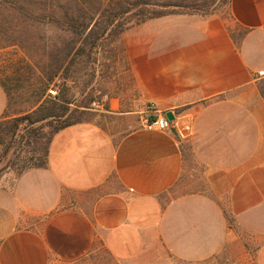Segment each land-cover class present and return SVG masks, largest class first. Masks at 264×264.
Returning a JSON list of instances; mask_svg holds the SVG:
<instances>
[{
  "label": "crops",
  "instance_id": "1",
  "mask_svg": "<svg viewBox=\"0 0 264 264\" xmlns=\"http://www.w3.org/2000/svg\"><path fill=\"white\" fill-rule=\"evenodd\" d=\"M117 42L125 80L120 69L101 113L120 128L72 125L53 138L46 168L6 174L0 264L73 261L96 240L122 264L147 252L187 264H264V0H230L226 17L148 20ZM7 106L0 84V121ZM146 111L191 124L122 131V117ZM186 146L214 158H204L203 189L173 194Z\"/></svg>",
  "mask_w": 264,
  "mask_h": 264
},
{
  "label": "trees",
  "instance_id": "2",
  "mask_svg": "<svg viewBox=\"0 0 264 264\" xmlns=\"http://www.w3.org/2000/svg\"><path fill=\"white\" fill-rule=\"evenodd\" d=\"M188 1L0 0V12L4 11L14 17L12 27H7L4 31L6 33L12 30V34L22 36H17V40H21L25 33L24 28L19 26L29 25H55L73 37L62 49H58L56 45L50 49L46 47V61L43 65L31 57L32 63L29 66L27 64L25 79L32 80V83L21 85L20 76L12 90L0 82L8 97V106L0 121V175L9 168L19 167L16 161L23 153L31 156L23 160L24 166L21 167L19 175L30 169L46 168L50 144L55 135L65 128L83 122L70 109L71 100L68 99L67 88H62L56 97L46 95L62 71H67L68 78H72V73L80 66L81 61L76 58L85 56L87 49L78 47L77 44L86 43L94 50L97 49L99 41L108 38L117 41L125 31L148 20L189 14L180 11L189 6L185 4ZM4 25L0 19V29ZM15 40L5 42L16 45ZM79 70L82 71V68L77 69ZM12 92L19 98L26 97V102H31L28 110L11 112ZM37 153L39 155L35 157ZM10 154L16 155V161H10Z\"/></svg>",
  "mask_w": 264,
  "mask_h": 264
},
{
  "label": "rangeland",
  "instance_id": "3",
  "mask_svg": "<svg viewBox=\"0 0 264 264\" xmlns=\"http://www.w3.org/2000/svg\"><path fill=\"white\" fill-rule=\"evenodd\" d=\"M228 3L229 0H189L185 2V4L189 6L187 8H182L180 11L189 13L188 15H197L202 18L217 14L226 17L228 16ZM13 18L12 14L4 11L0 12V19L3 24H5V27L0 29V45L2 47L0 48V82L5 83L7 87L12 90L15 89L20 76L21 80L19 83L21 85H27L33 82L32 80L28 81L25 79V74L28 71L27 64L29 66V64L32 63V58L43 65L44 61H46V47L50 49V47L56 45L58 49H62L67 43L73 40V37L71 38L68 33L61 31L55 25L19 26V28H24L25 33L21 40H17L18 37L22 36H18L17 34V37L12 34V32H10L12 30L6 33L4 31L5 28L12 27ZM242 35V32L238 33L239 38ZM14 39L17 41L16 45L7 44L5 42H12ZM77 46L87 49V54L85 56L76 58L81 61L78 68H82V71H77V68L72 73V78H68L67 71H62V74L51 84L46 95L49 97H56L62 88H67L68 99L71 100L70 109L74 112L77 119L81 121L93 120L101 123H108L111 128L115 130L119 129L120 123L118 122L119 119L117 116L101 113V111L106 108V105L108 106L106 95H109L116 87V79H113V77H118L120 69H122V77L125 80L126 63H124L122 59V51L118 42L108 38L99 41L97 49L94 50L86 43L80 42ZM127 84L129 85L128 82ZM50 91H55L56 96H51ZM262 93L264 94V86L262 87ZM26 100V97L19 98L16 93L12 92V99L10 101L11 112L19 113L28 110L31 106V102L28 103ZM128 108L135 111L140 107L132 106ZM222 113L229 115L230 108L228 107ZM152 116L153 113L146 111L143 115H127L122 117V131L125 130L129 132L137 125L143 127L144 121ZM184 120L186 121L185 118ZM185 121L181 122V124H191L188 120ZM188 131L189 130H185L184 132L186 133ZM37 155H39V153L35 154V157ZM21 156L22 157L16 161V155L10 154V161H16L20 166L9 168L5 173H2L0 175V182L7 173L12 172L14 176H19L20 169L24 166L23 160H26V158L31 155L23 153ZM184 156L186 158V171L178 187L172 191L173 194L192 193L203 189L206 172L203 163L204 158H214V154H199L196 151L194 152L189 146L185 147ZM11 162H9V164ZM83 205L85 204L83 203ZM147 253H142L137 264H187L169 258L167 255L154 257L152 254V256H150V252ZM54 264H122V260L115 258L104 246L102 240H96L93 249L86 255L73 261H56ZM206 264H228V262L221 257L217 260L209 261Z\"/></svg>",
  "mask_w": 264,
  "mask_h": 264
},
{
  "label": "built area",
  "instance_id": "4",
  "mask_svg": "<svg viewBox=\"0 0 264 264\" xmlns=\"http://www.w3.org/2000/svg\"><path fill=\"white\" fill-rule=\"evenodd\" d=\"M263 73H260L262 76ZM51 96H56L55 91H50ZM179 125H181L180 120H175L173 122L169 121L166 117V113H159L157 115H154V118H150L149 120H146L144 122V127L149 131H161V132H171L175 129H179ZM184 128L187 125H182ZM188 128V127H186Z\"/></svg>",
  "mask_w": 264,
  "mask_h": 264
},
{
  "label": "water",
  "instance_id": "5",
  "mask_svg": "<svg viewBox=\"0 0 264 264\" xmlns=\"http://www.w3.org/2000/svg\"><path fill=\"white\" fill-rule=\"evenodd\" d=\"M166 117H167L168 120L171 121V122L175 121V115L173 114V112H167V113H166Z\"/></svg>",
  "mask_w": 264,
  "mask_h": 264
}]
</instances>
